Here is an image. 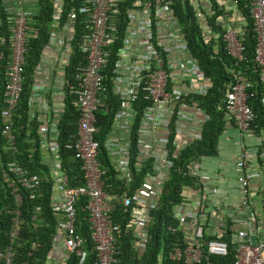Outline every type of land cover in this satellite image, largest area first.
<instances>
[{"label": "built area", "instance_id": "1", "mask_svg": "<svg viewBox=\"0 0 264 264\" xmlns=\"http://www.w3.org/2000/svg\"><path fill=\"white\" fill-rule=\"evenodd\" d=\"M247 3L254 38L253 61L258 67L257 82L260 86L258 99L264 107V0H247ZM170 5L169 0H82L76 7H71L60 22L62 0H53V20L49 26L48 43L61 49L58 55L61 62L66 64L70 51L68 39L79 16L86 28V32L77 43V50L84 56V63L75 66L73 75L75 86L69 87V93L72 94L70 104L78 113L76 130L74 136L64 144L65 148L74 151L80 161L82 184L72 187L67 185L66 175L60 170L56 141L48 146L55 161L48 175L59 190L57 196L50 195L49 208L55 215L60 216L56 222L59 234L57 240L61 243L64 253L54 264H68V256L78 260L83 257V239L75 225V202L82 196L87 198L84 208L87 212L88 236L94 255L92 264L117 263L115 233L118 232L119 226L112 222L110 217V212L117 203L124 208H130L132 245L135 249H143L146 243L147 216L135 214L134 211L147 210L154 205L160 191V188L154 185L157 170L162 167L167 176V169L171 165L164 148L158 161L153 160L152 170L145 174L133 191L130 193L122 191L116 195L104 190L102 179L104 170L97 162L98 141L95 136L98 127L95 113L103 105L107 91L117 97L118 108L106 135L104 147L107 153L115 148L112 133L117 127H121L125 133L123 141L126 146L121 148L120 152L124 148L123 154L116 167L110 161L117 176L126 181L129 179V134L137 115L133 108L134 104L144 103L136 127L137 146H140L144 153L141 154L143 156L141 161L137 159L139 163L150 156L152 145L145 136L148 131L144 124L147 119H153L152 114L159 112L163 115L160 111L163 110L167 117V124L161 130L165 136L162 140L164 146L170 132V122L174 131L172 144L176 146L175 138L178 136L184 139L180 144L177 142V146L182 147L188 140L198 137L201 125L207 119L206 113L198 107L197 101L191 96L206 94L211 87V80L203 75L195 58L187 50ZM122 7L126 10V20L123 30H119ZM233 10L232 17L228 18L224 13L217 17L215 24L222 29L221 40L224 42V49L236 64L244 59V30L239 26L243 21L242 16L237 9ZM26 16L19 6L10 18L9 56L3 72L0 108V134L9 146H12L14 141L13 113L21 91L23 55L28 32ZM200 16L201 14L197 13V17ZM4 43L5 39L0 37V44ZM180 84L184 89L180 88ZM248 87L249 81L238 72H233L231 80L223 88L221 98L220 105L225 116L233 121L239 138L254 134L255 114L247 103V99L253 93L247 90ZM185 96H190L188 102L184 101ZM104 109L106 110V107ZM187 109L190 111L187 112ZM62 111L61 104L51 112L50 126L55 133L56 123ZM262 155L264 156V153ZM250 158L251 151L240 145L232 162V171L240 194L236 211L240 214L244 213L247 206L250 194L248 186L254 179V175L247 167ZM135 168L138 169L139 165ZM5 171L17 184L15 186L8 183L14 204L20 202L19 188L28 191V198L34 197L39 184V177L36 174L29 173L14 161L5 163ZM188 174L196 177L197 186L209 180V176L200 171L197 165H189ZM199 205L198 202L192 210L185 213H178L179 204L173 206V216L182 231L184 245L171 249L168 253L170 260L181 261L182 264H212L209 256L226 254L228 244L220 238L225 232L222 226L216 231L214 228V232H207L212 238L203 243V220L206 215ZM38 209L36 206L35 211ZM15 213L17 214V211L14 210ZM254 218L252 213H247L244 218H238L240 227H233V224L228 226L227 231L234 244L231 264H264V240L254 241L256 237ZM17 225L18 221L14 216L8 232L9 245L0 251L1 264H11L10 243L17 233Z\"/></svg>", "mask_w": 264, "mask_h": 264}, {"label": "trees", "instance_id": "2", "mask_svg": "<svg viewBox=\"0 0 264 264\" xmlns=\"http://www.w3.org/2000/svg\"><path fill=\"white\" fill-rule=\"evenodd\" d=\"M81 1L62 0L60 22L63 21L65 13L71 7H76ZM169 1L187 50L195 58L203 75L211 80V87L206 94L197 97L191 96L197 101L198 107L206 113L207 119L203 121L197 138L177 148L172 144L174 131L171 128V122L169 124L170 132L167 135L165 148L166 157L171 165L167 169V176L161 182L154 205L146 210V243L143 249H135L132 245L130 208H124L118 203L114 204L110 217L111 221L119 226L118 232L115 233V246L118 251L116 264H182L181 261L168 258V253L174 246L182 247L184 245L183 234L173 216L172 208L184 199L183 190L197 188L196 177L188 174L187 166L199 157H212L218 152V138L227 124L225 113L220 105L221 98L223 88L231 80L233 72H238L250 83L247 90H251L253 95L247 99V103L255 114L254 133H259L262 136V144L259 148L264 152V107L261 106L258 99L260 93V86L257 82L258 67L253 61L254 38L247 0H231L245 19L242 26L244 30V59L236 64L224 49V42L221 40L222 29L215 24L217 17L223 13V7L216 0H207L208 9L201 5L194 6L190 0ZM34 4L33 10L24 9L27 14L28 32L23 55L21 91L13 113V145L9 146L0 134V251L9 245L8 232L12 218L15 216L18 221L17 233L10 243L11 264H54L55 261L49 255L59 235L56 229L58 216L49 208L52 183L48 175L49 166L42 161L40 154L38 134L40 122L35 116L30 117L28 112L33 73L43 49L48 43L49 26L53 20V0H34ZM197 13L204 16L205 24L210 29L208 36L202 34V22L197 17ZM11 15L12 13H9L5 8L3 0H0V37L5 39V43L0 44V108L2 106L3 72L9 56L8 38ZM119 17L118 28L123 30L126 20L124 7L121 8ZM84 32H86V28L81 23L79 16L73 26V33L68 39L70 54L63 66V111L56 123L55 141L60 170L65 173L67 185L71 187L82 184L80 161L74 151L65 148L64 144L74 136L76 130L78 113L70 104L72 94L69 93V87L75 86L73 79L75 66L84 63V56L77 50V43ZM189 99L190 96L184 97L186 102ZM143 105L144 103L133 105L137 115L129 134V179L127 181L117 176L104 147L106 135L118 108L117 97L107 91L103 105L95 113L98 127V133L95 136L98 141L97 162L99 167L104 170L102 179L104 190L108 193L116 195L122 191L130 193L143 180L145 174L152 170L153 157L148 156L140 163L137 161L139 149L136 127ZM9 161L16 162L27 169L29 173H34L39 177L38 188L33 198H28L27 190L19 188L20 202L17 205L13 202L11 187L8 186V183L15 184V186L17 184L11 175L5 173V163ZM136 165H139L138 169L135 168ZM86 199L85 196H82L75 202V225L83 239V257L78 260L73 256H68V264H92L93 261L94 255L88 236L87 212L84 208ZM36 206L39 207L38 211H35ZM14 210L17 211V214H14ZM227 229L225 228V232L220 235V238L228 244L227 252L224 256H209L208 259L212 264H231L233 260L234 244L231 242V235ZM210 238L212 235L204 232L203 243Z\"/></svg>", "mask_w": 264, "mask_h": 264}, {"label": "crops", "instance_id": "3", "mask_svg": "<svg viewBox=\"0 0 264 264\" xmlns=\"http://www.w3.org/2000/svg\"><path fill=\"white\" fill-rule=\"evenodd\" d=\"M203 1L204 5L208 8V1ZM216 1L223 7L222 14L225 13L228 15V18L232 17L234 14L233 9H237L234 7L233 2L231 0ZM190 2L194 6H203L200 0H190ZM3 3L9 13H13L19 6H21L23 10L26 9L31 11L34 9L28 7L29 5L34 4V0H3ZM242 18L243 21L239 23V26L241 27L245 23L243 16ZM199 20L202 22V34L204 36H208L210 34V29L205 24L204 16L201 15ZM65 35L66 33L64 36ZM60 50L61 49L54 44L48 43L45 45L39 63L36 65L33 73L28 110L29 116H35V118L40 122L38 129L41 151L40 154L42 155V161L49 166V173L51 172L50 167L55 161L52 159V153L50 152L48 146L56 138V133L52 129V126H50L52 117L51 112L53 109L61 106V104L63 105L62 100L64 96V77L62 66H64L65 63L61 62L60 57H58ZM180 88L184 89L182 85ZM160 111L163 112V115H160L159 112L152 114L153 119H147L144 124V128L148 131V134L145 136L147 140H150L152 145L149 155L153 157V160L156 159L155 162L158 161L160 154L164 152L165 148L162 143L165 136L161 130L167 124V117L164 115L165 113L163 110ZM189 111L190 110L187 109V112ZM225 119L227 120V124L218 138L217 154L212 157H199L197 160H194L189 164L197 165L200 171L209 176V180L208 182L200 183L197 188H187L183 190L184 199L179 204L180 207L178 208V213H185L192 210L199 202L201 210L206 215V218L203 220V228L206 233H211L214 228L216 231L221 226L223 228H228V226L230 227L232 224L233 227L238 228L240 227L238 225V218H244L247 213H252L255 217L253 225L256 230V237L254 238V241H256V239L264 240V156L262 155L264 152L260 151L261 149L259 148L262 144V136L259 133H254L253 135L239 138L233 121L228 119L226 116ZM124 135L125 133L121 127H117V129L112 133V139L116 145H114L115 148L108 153V156L115 167L123 154L124 148L122 152H120L121 148L126 146L125 141H123L125 140ZM146 138L143 137L144 140H146ZM175 140H177L179 144L182 141L184 142V139L182 140L178 136ZM177 142L176 148L178 147ZM240 145H244L247 150L251 151V158L248 160L247 167L254 175V179L248 186V192L250 194L247 200V206L244 208V213L242 214L236 211V207L240 200V194L232 171V162ZM138 149L140 155L138 153L137 159L141 161L143 159L141 154L144 153L140 146ZM189 165L187 166V172ZM164 173L165 170L162 167H159L154 181L156 188L161 187V182L166 177V174ZM52 189L56 190L55 194H52ZM58 192V188L53 185L51 188V196H57ZM134 213L138 215H145L146 210L137 209ZM59 217L60 216H58V218ZM63 254L61 243L56 240L52 246L49 256L51 259L56 261V259L63 256Z\"/></svg>", "mask_w": 264, "mask_h": 264}, {"label": "rangeland", "instance_id": "4", "mask_svg": "<svg viewBox=\"0 0 264 264\" xmlns=\"http://www.w3.org/2000/svg\"><path fill=\"white\" fill-rule=\"evenodd\" d=\"M201 1V3L203 4V6L205 7L206 5H204V1L203 0H200ZM28 7H31V8H35V4H31V5H29ZM205 8H207V6L205 7ZM208 9V8H207ZM40 153H41V151H40ZM42 156V155H41ZM56 193V190H54V189H52V194H55Z\"/></svg>", "mask_w": 264, "mask_h": 264}, {"label": "bare ground", "instance_id": "5", "mask_svg": "<svg viewBox=\"0 0 264 264\" xmlns=\"http://www.w3.org/2000/svg\"><path fill=\"white\" fill-rule=\"evenodd\" d=\"M69 54H70V53H69ZM68 56H69V55H68ZM56 57H57V56H56ZM63 63H64V62H63ZM63 63H62V64H63ZM67 64H68V63H67ZM57 65H58V64H57ZM54 67H55V66H54ZM62 67H63V66H62ZM63 68H64V67H63Z\"/></svg>", "mask_w": 264, "mask_h": 264}]
</instances>
